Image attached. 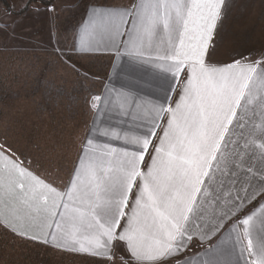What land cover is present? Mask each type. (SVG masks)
<instances>
[{
    "label": "snow or ice",
    "instance_id": "snow-or-ice-1",
    "mask_svg": "<svg viewBox=\"0 0 264 264\" xmlns=\"http://www.w3.org/2000/svg\"><path fill=\"white\" fill-rule=\"evenodd\" d=\"M235 3L86 0L65 42L50 34L56 58L84 80L100 74L78 59L106 57L107 85L86 97L90 126L52 179L39 174L38 154L0 130V232L90 264H194L189 252L205 241L195 264H233V253L235 264H264V236L253 241L264 233V167L252 163L256 140L264 150V126L256 134L253 124L264 119V51L219 58ZM15 24L0 20V33Z\"/></svg>",
    "mask_w": 264,
    "mask_h": 264
},
{
    "label": "crops",
    "instance_id": "crops-1",
    "mask_svg": "<svg viewBox=\"0 0 264 264\" xmlns=\"http://www.w3.org/2000/svg\"><path fill=\"white\" fill-rule=\"evenodd\" d=\"M28 2L29 0H20L18 1V4H16L14 1L7 2L6 0H0V4H2L4 9L8 6L17 9V7H15L16 5H21V8H23L24 4ZM85 2L86 0H74L73 2H64L60 6L56 13V20L53 24V38L59 34L62 43L65 42L64 29L80 20L84 12ZM189 2H191V0H189ZM12 4L14 5L12 6ZM34 6L35 8H43L44 11L47 10L42 2H34L30 8H34ZM0 27H2V25H0ZM218 43L220 45V59L227 58V53L244 52L251 53L252 56H257L260 52L264 51V0H236L235 6L231 8L227 18L223 22V27L219 31ZM11 50L12 52L6 53L4 49H0V57L9 58L15 56L17 58H22L21 55L17 56V50ZM78 60L82 62H107L109 64V60L106 57H81ZM108 71L110 72L111 70L108 69ZM3 76L4 75H2L1 78L6 80V77ZM64 78H66V76H64ZM15 82L16 81H13V85L10 86H7L4 83L5 87L3 86V88H7L5 91H10L12 88V90H14ZM102 84L107 85V80L103 78ZM73 85L74 84L66 82L65 79L64 82L58 83L56 87L53 86L54 89H51V86H45L41 89L43 92L47 91L48 93H51L52 91V95H43L46 103H51L54 107L63 106L64 103L71 105L69 103L70 101H73V103L75 102L74 104H76L77 100L74 96L66 97L61 93L64 89L65 92L69 90L73 94ZM17 86H19V84ZM256 87L260 88L261 86L257 83ZM108 88L110 89L111 85H108ZM100 90L101 89L99 88V91ZM172 99H175V96H173ZM5 101L6 100L4 99H1L0 101V130L9 129L21 144L26 145L30 151L40 156L47 171L39 174L42 177L47 176L48 179H52L54 174L58 173L61 167L65 170L69 168V161L76 157L80 142L84 139L87 128L91 123V114L87 111V108L84 107V110H81L84 117L78 119V125H80L79 130H75L72 137L74 142L72 141V145L68 146L56 144L54 140L51 141L52 138L63 135V133L59 134L55 126H53L55 123L49 125L46 130H35L28 124H24L18 115L11 111L13 108L12 106L15 104L14 102H17L18 99L13 102L9 100L11 103L9 105H6ZM33 102L34 101L32 100V103ZM44 104L45 103H42V105ZM10 105L12 108L9 109L8 106ZM249 115H251V113ZM100 123L101 120L98 119L97 124L99 125ZM253 124L256 129V134H259L261 127L264 126V119L260 118L257 113L253 120ZM61 138L65 139V136ZM260 143L259 140L255 141L254 151L256 152V155L254 156L252 163L264 167V164L261 163L260 156L261 151L264 150L259 147ZM59 183L60 182L57 181V184ZM4 210H6L4 205L0 203V211ZM68 228L71 229L70 224L68 225ZM261 236H264V233L254 232V243L259 241ZM210 243H213V241H205L203 244L194 242V247L189 252L194 264L197 258H204L205 250L209 248ZM231 245L232 239L230 238L225 242L223 247L231 249ZM225 255L227 256L226 253ZM228 258H230L233 261V264H235L236 260L239 258L238 253H233ZM92 259L91 256L85 254L70 250H61L55 246H49L43 243L22 241L18 238H13L11 235H5L3 232H0V264H90ZM248 259L251 264V261L255 259V257H250Z\"/></svg>",
    "mask_w": 264,
    "mask_h": 264
},
{
    "label": "rangeland",
    "instance_id": "rangeland-1",
    "mask_svg": "<svg viewBox=\"0 0 264 264\" xmlns=\"http://www.w3.org/2000/svg\"><path fill=\"white\" fill-rule=\"evenodd\" d=\"M6 1H14L18 4L20 0ZM69 1L73 2L74 0H53L51 4L54 6V11H44L43 8H40V11L36 12L35 9L37 8L34 6V8L23 11L22 15L11 17L4 15V8L0 4V20L16 21V24L12 25L15 28L14 34L12 27L7 32L0 33V49H4L6 53H10L12 52L11 49H14L17 50V56H22V58L15 56L0 57V101L4 99L6 105H9L11 104L9 100L13 102L18 99L17 102H14L13 108L11 105L8 108H12L11 111L17 114L24 124H28L35 130H46L49 125L55 123L53 126L59 134L63 133V135L52 138L51 141L54 140L56 144L68 146L74 142L72 137L75 130H79L78 119L84 117L81 110H84V107L86 108L85 99L90 93L99 91L103 82V74L108 65L107 62H82L78 60V64L82 65L84 69L91 73L100 74L99 79L90 77L88 80H84L81 75L67 69L56 58L49 46L50 34L52 37L53 24L58 9L64 2ZM15 7H17V9H14L16 13H21L24 9V6L21 8V5ZM2 75L6 77V80L1 78ZM65 79L66 82L74 84L73 94L69 90L65 92L64 89L61 93L66 97L74 96L77 100L76 104L70 101L71 105L64 103L63 106L54 107L53 104L46 103L43 95H52V91L48 93L47 91L43 92L41 89L45 86H51V89H54L53 86L56 87L58 83L64 82ZM13 81H16L14 90L12 88L10 91H5L7 88H3V86L5 87L4 83L10 86L13 85ZM17 83L19 86H17ZM42 103L45 104L42 105ZM64 136L65 139L61 138Z\"/></svg>",
    "mask_w": 264,
    "mask_h": 264
},
{
    "label": "trees",
    "instance_id": "trees-1",
    "mask_svg": "<svg viewBox=\"0 0 264 264\" xmlns=\"http://www.w3.org/2000/svg\"><path fill=\"white\" fill-rule=\"evenodd\" d=\"M53 0H35V2H42L44 5L51 4Z\"/></svg>",
    "mask_w": 264,
    "mask_h": 264
}]
</instances>
